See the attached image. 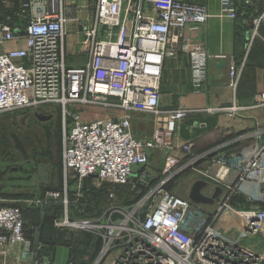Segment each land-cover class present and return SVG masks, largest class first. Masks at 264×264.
<instances>
[{"label":"built area","instance_id":"1","mask_svg":"<svg viewBox=\"0 0 264 264\" xmlns=\"http://www.w3.org/2000/svg\"><path fill=\"white\" fill-rule=\"evenodd\" d=\"M220 1V15L235 19V0ZM42 2L21 3L16 15L23 21L21 27L15 25V12L13 24L0 19V115L69 105L119 109L123 114L114 119L69 120L63 128V171L72 174L79 186L84 179H93L114 187L149 188L130 208L117 205L110 192L102 215L76 219L65 210L53 225L98 238L100 247L91 264H114L110 256L117 247L124 249L126 259L122 257L131 264H264V249L243 242L264 235V147L212 157L210 166L219 170L216 185L222 186L228 171L237 172L238 178L211 213L166 189L167 181L188 171L205 174L196 164L207 154L192 157V144L174 139L176 126L192 111L182 107L161 111V81L164 60L183 53L190 59L193 90L200 91L207 83L211 56L193 42V35L210 17L207 8L183 0H94L92 25L81 42L88 62L85 67L69 68L64 49L66 19L62 12L41 8ZM259 22L254 20L255 25ZM21 37L24 48L1 50L3 44ZM239 78L240 70L231 62L227 78L231 91ZM254 99L256 107H264V90ZM130 113L159 117L150 138L132 134ZM155 151L163 152L164 163L156 188L150 189L153 183L142 172ZM245 181L257 184V195L245 196L248 207H234ZM45 197L58 200L61 195L47 192ZM62 204L67 209L66 199ZM15 247L25 251L30 247L21 212L0 207V257Z\"/></svg>","mask_w":264,"mask_h":264},{"label":"crops","instance_id":"2","mask_svg":"<svg viewBox=\"0 0 264 264\" xmlns=\"http://www.w3.org/2000/svg\"><path fill=\"white\" fill-rule=\"evenodd\" d=\"M25 1L28 0H19L15 8L12 5L14 3L3 2L0 19L7 24H13L15 12L16 25L20 18L16 16L19 6ZM201 1L203 2L199 5L207 8L210 17L193 35V42L202 45L211 56L208 62L207 83L200 91L193 90L188 55L180 53L175 58L165 59L162 66L161 111L168 112L179 107L192 111L176 126L174 139L178 144L190 142L192 157L207 154L199 158L196 164L205 172L204 176L193 171L186 174L192 177L189 192L196 181H204L207 184L202 190V194L207 197H212L215 188L220 187L221 194L219 198L214 199L213 204L200 205L206 212L211 213L218 201L227 194V187L238 178L237 172L228 171L222 179V186L225 187L216 185L219 170L218 167L210 166L212 157L219 153L241 154L253 147H264V107H256L254 99L257 93L264 90V0H249L248 4L245 3L246 0H235L237 11L235 19L229 18L226 14L220 15V0ZM5 4H10L11 7H6ZM40 7L47 12L63 13L67 29L64 47L66 64L69 68L85 67L88 55L81 42L85 40L83 33L92 25L94 0H43ZM254 20H260L259 24L255 25ZM24 47V37H21L18 41L3 44L1 50ZM231 62L240 70L239 82L234 92L227 87ZM207 109L213 112H207ZM153 131L154 129L149 136L142 138L136 137L133 129L132 134L134 133L137 139H148ZM178 156L182 158V155ZM189 158L191 157L183 159V162ZM163 163V152L155 151L150 154L148 164L142 172L149 178L150 183L158 179ZM62 183L65 191L66 174ZM37 184L44 185L40 184L39 180ZM74 190L81 193V186L76 185ZM257 191V184L254 181H245L240 185L239 195L234 198L233 205L237 208L248 207L244 203L245 196L255 197ZM189 192L182 198L189 200ZM172 193L177 195L175 192ZM6 194L18 198L23 195L17 192ZM49 204L54 209L53 218L57 217L59 210L63 214L67 210L63 207L62 201ZM35 211L36 221L22 217L24 234L30 243L28 251L15 247L7 256L0 257V264H44L45 259L48 264H70V261L77 258L73 242L67 241L61 249L56 240L48 242L45 236L47 232L55 235L63 230L67 234L75 232L55 227L53 222L48 220L49 216L43 214L41 205L36 204ZM78 243L79 248L80 243L84 244L83 240ZM89 244H94L95 250L100 247L99 240L96 244L93 240Z\"/></svg>","mask_w":264,"mask_h":264},{"label":"rangeland","instance_id":"3","mask_svg":"<svg viewBox=\"0 0 264 264\" xmlns=\"http://www.w3.org/2000/svg\"><path fill=\"white\" fill-rule=\"evenodd\" d=\"M18 1L12 0L10 2L14 3L12 5L15 8ZM185 1L194 4L203 2L201 0ZM3 2L4 0H0V8L3 7ZM5 5L11 7L10 4ZM109 100V103H117L115 99ZM121 114L123 112L119 109L101 105H69L65 106L64 109L61 106L25 108L1 114L0 207H16L21 215L23 212L22 217L25 216L36 221L35 208L38 204L43 207V214L49 216L48 220L53 222L55 219L62 218L63 213L60 210V212H57V217L53 218L54 209L49 203L63 201L64 199L68 202V217L76 219L83 217L95 218L106 212L109 206L108 195L110 192L115 194L117 205L126 208L135 205L149 188L144 190L138 187L134 188L132 185L114 187L105 183L100 184L93 179H84L80 184L81 193H79L74 190V187L79 185L78 181L69 173L66 174L65 191L62 183L65 177L61 162L63 128L69 124V120L72 117H78L82 121L90 122L105 118H118ZM41 117L49 118L42 121ZM158 120L159 117L153 115L130 113L131 127H133L135 136L139 138L149 136ZM12 136L16 137L23 145L26 157L15 148ZM39 167H44L48 174V181L43 186L37 184ZM186 175L184 173L167 181V190L175 192L181 197L186 196L192 180L189 174ZM157 184L158 181H154L150 189L156 188ZM15 192L23 195L18 198V196L14 197L6 194ZM47 192H59L61 197L58 200H49L45 197ZM233 206L235 207V205ZM60 229L62 230V228ZM45 236L48 242L56 240L61 249L67 241L74 243L77 258L70 261V264H91L98 253L97 248L95 250V245L89 244L92 240L95 244L98 242V238L91 234L79 232L67 234L63 230L58 235L47 232ZM81 240L84 244L80 243L81 248H79L78 241ZM243 242L249 247L264 249V235L262 234L253 241L246 239ZM122 256L126 259L124 249L117 247L110 256L111 261H114V264H131L128 259L125 260Z\"/></svg>","mask_w":264,"mask_h":264},{"label":"water","instance_id":"4","mask_svg":"<svg viewBox=\"0 0 264 264\" xmlns=\"http://www.w3.org/2000/svg\"><path fill=\"white\" fill-rule=\"evenodd\" d=\"M23 24V21L20 19L18 21V23L16 24L17 27H21ZM49 117H41L42 121L47 120ZM14 144H15V148L17 150H19L24 157H26L25 155V150L23 148V145L18 141V139L14 136H12ZM38 176H39V183L40 184H44L47 181V171L44 167H39L38 168ZM207 187V184L204 181H196L193 186L191 187V190L189 192L188 198L189 200L196 204V205H211L213 204L214 199L219 198L220 194H221V189L220 187H216L215 191L212 195V197H207L205 195L202 194V190ZM47 263V260H44V264Z\"/></svg>","mask_w":264,"mask_h":264},{"label":"bare ground","instance_id":"5","mask_svg":"<svg viewBox=\"0 0 264 264\" xmlns=\"http://www.w3.org/2000/svg\"><path fill=\"white\" fill-rule=\"evenodd\" d=\"M223 174H224V172H221V173H220V176L222 177V176H223Z\"/></svg>","mask_w":264,"mask_h":264},{"label":"trees","instance_id":"6","mask_svg":"<svg viewBox=\"0 0 264 264\" xmlns=\"http://www.w3.org/2000/svg\"><path fill=\"white\" fill-rule=\"evenodd\" d=\"M59 212H60V210H59Z\"/></svg>","mask_w":264,"mask_h":264}]
</instances>
